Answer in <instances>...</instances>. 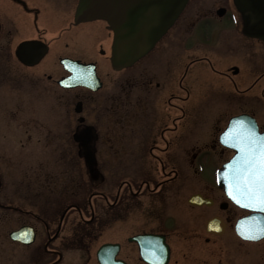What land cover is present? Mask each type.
I'll return each instance as SVG.
<instances>
[{
	"label": "flooded vegetation",
	"instance_id": "af4514ba",
	"mask_svg": "<svg viewBox=\"0 0 264 264\" xmlns=\"http://www.w3.org/2000/svg\"><path fill=\"white\" fill-rule=\"evenodd\" d=\"M77 2L0 0V142L31 141V80L63 91L59 122L43 138L59 167L39 185L31 174V210L0 196L27 218L19 226L31 224V264H101L107 242L109 264H264V233L254 230L264 210L235 203L217 183L234 153L219 142L229 117L248 112L264 131V111L248 107L264 102V40L243 32L234 0H189L153 49L116 69L112 29L77 18ZM64 56L94 66L98 88L60 86ZM201 106L230 114L186 117Z\"/></svg>",
	"mask_w": 264,
	"mask_h": 264
},
{
	"label": "water",
	"instance_id": "95a60500",
	"mask_svg": "<svg viewBox=\"0 0 264 264\" xmlns=\"http://www.w3.org/2000/svg\"><path fill=\"white\" fill-rule=\"evenodd\" d=\"M186 1L80 0L78 11L83 16L101 17L108 21L115 31L113 61L117 66L121 67L131 64L154 45L178 16ZM235 1L242 11L246 32L264 39V0ZM62 61L65 67L72 72L60 81L63 86L71 87L84 84L93 88L97 87L90 83V77H81V73L87 70L85 64L69 58ZM91 74L92 79H94V70H91ZM230 129L240 132L241 135H249L254 140L264 138V133L258 131L257 123L252 116L240 114L231 117L228 127L221 134L220 138L225 144L237 150L236 154L224 165V172H221L219 175V182L226 185L228 194L230 191L228 174L233 166L239 164L242 155L241 149L236 146V141L229 138L230 142L226 143L225 134ZM229 196L233 199L232 195ZM233 200L237 202L236 199ZM240 204L247 206L246 201ZM26 232L29 233L24 234V236H18L17 233H20V230H18L15 233L12 232L11 236L29 243L31 242V229ZM108 247H110L109 244H104L98 252L103 264H108V260L105 258Z\"/></svg>",
	"mask_w": 264,
	"mask_h": 264
},
{
	"label": "rangeland",
	"instance_id": "374dc122",
	"mask_svg": "<svg viewBox=\"0 0 264 264\" xmlns=\"http://www.w3.org/2000/svg\"><path fill=\"white\" fill-rule=\"evenodd\" d=\"M205 45H203L204 48L211 53L221 52L220 47L215 48L214 45L209 43ZM162 66L164 67V65ZM37 68L35 69L36 71H38ZM215 71L216 69L212 65L210 72ZM249 83L250 81H247L245 86ZM62 92V90L56 89L52 84L46 83L44 80H31V141L23 143L22 139H20L16 143L0 142V184L2 185L0 187V191H2L0 196L4 203H9L8 200L13 199V202L24 207L25 210L31 209V173L35 175V173H44L47 169L59 167L55 161L56 150L52 147L53 145L44 143L43 138L48 135L46 133L48 123L51 124L52 132H54L56 128L54 124L59 122L55 110L58 109L63 99L61 98ZM114 96L116 103H124L123 92L116 89ZM250 101L249 108L257 112L264 111V102L258 105L256 109L253 100ZM212 104H214L213 99L210 102V105ZM48 106L50 111L48 110ZM214 109L215 107L209 109V107L201 106L194 109V111H188L189 113L186 114V117L189 115V119H194L198 124L204 119H208L209 116L212 122H214L218 119L224 120L230 114V111L224 113L222 111L216 112ZM180 114L183 117L182 112ZM261 115H264V113ZM22 123L20 122L19 126L15 124L17 139L19 136L26 135L23 133L25 127ZM225 123L226 120L217 131ZM51 135H54V133H51ZM117 135H124L123 127ZM9 156L10 158H7ZM36 177H38V181L41 183L43 176L36 175ZM60 189L61 187L58 188V192ZM54 194L55 191L52 190V197ZM24 220H27V218L22 214L16 215L11 212L10 208L0 207V264H31V245L23 247L10 243L8 237L9 231L18 227Z\"/></svg>",
	"mask_w": 264,
	"mask_h": 264
},
{
	"label": "snow or ice",
	"instance_id": "6c2138e0",
	"mask_svg": "<svg viewBox=\"0 0 264 264\" xmlns=\"http://www.w3.org/2000/svg\"><path fill=\"white\" fill-rule=\"evenodd\" d=\"M225 135L226 143L230 139L236 141L242 153L239 164L233 166L228 174L229 195L237 203L246 201L247 206L264 210V138L254 140L249 135H241L231 129ZM254 230L264 233V226Z\"/></svg>",
	"mask_w": 264,
	"mask_h": 264
}]
</instances>
